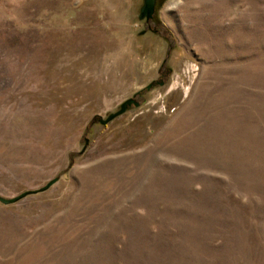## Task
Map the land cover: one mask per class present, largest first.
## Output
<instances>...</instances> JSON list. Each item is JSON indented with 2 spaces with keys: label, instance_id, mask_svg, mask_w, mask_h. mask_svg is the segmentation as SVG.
<instances>
[{
  "label": "rangeland",
  "instance_id": "rangeland-1",
  "mask_svg": "<svg viewBox=\"0 0 264 264\" xmlns=\"http://www.w3.org/2000/svg\"><path fill=\"white\" fill-rule=\"evenodd\" d=\"M143 3L0 0V264H264V0Z\"/></svg>",
  "mask_w": 264,
  "mask_h": 264
},
{
  "label": "water",
  "instance_id": "water-1",
  "mask_svg": "<svg viewBox=\"0 0 264 264\" xmlns=\"http://www.w3.org/2000/svg\"><path fill=\"white\" fill-rule=\"evenodd\" d=\"M156 5H157V0H144V3L140 9L139 19L146 20V21H149L150 19H152L156 11ZM156 85H163V83L159 82L158 80L152 82L147 87H145L143 90L137 92L133 97H130L127 100H125L120 105V108L118 111L111 113L107 118H103L102 116L96 117L95 121L98 120L102 125H106L110 123L111 121H113L114 119H116L117 117L126 113L130 108L139 107L140 102L137 100V96L142 94L143 91L152 90L153 87H155ZM53 183L54 181H51L49 185L46 186L45 188H48ZM27 194L28 192L23 193L13 198H5V197L0 196V201L3 202L4 204H12V203L19 201L23 197L27 196Z\"/></svg>",
  "mask_w": 264,
  "mask_h": 264
},
{
  "label": "flooded vegetation",
  "instance_id": "flooded-vegetation-1",
  "mask_svg": "<svg viewBox=\"0 0 264 264\" xmlns=\"http://www.w3.org/2000/svg\"><path fill=\"white\" fill-rule=\"evenodd\" d=\"M167 76V73H164L163 74V76L161 77H159V79H158V81L159 82H162L163 83V85L165 84V77ZM159 86H162V85H159ZM141 95H143V93L142 94H140L139 96H137V100H138V97H140Z\"/></svg>",
  "mask_w": 264,
  "mask_h": 264
}]
</instances>
